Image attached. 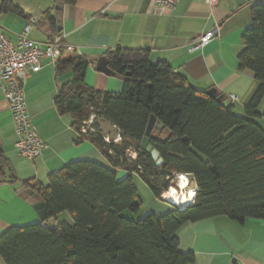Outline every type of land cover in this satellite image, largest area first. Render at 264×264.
Here are the masks:
<instances>
[{"label":"trees","instance_id":"1","mask_svg":"<svg viewBox=\"0 0 264 264\" xmlns=\"http://www.w3.org/2000/svg\"><path fill=\"white\" fill-rule=\"evenodd\" d=\"M3 10L11 11L10 0ZM78 0H64L75 5ZM253 24L244 36L238 56L239 69L254 73L259 87L244 108V117L207 91L195 89L187 78L166 62L152 64L147 51L117 49L108 52L109 69L122 78L123 90L104 93L89 88L86 57L63 56L56 64L58 76L71 72L55 105L61 115L73 117L79 132L91 115L97 116L96 132L80 134L97 147L109 164L85 161L69 164L50 177L47 187L25 181L45 201L48 219L43 224L13 227L0 236V255L6 264H194L193 253H181L177 232L188 223L227 217L241 225L264 220V4L252 8ZM55 24V23H54ZM167 133L153 132L151 146L164 163L157 167L141 143L151 117ZM110 123L121 142L107 143L99 122ZM134 149V150H133ZM129 151L138 154L128 163ZM127 176L119 180V172ZM139 175L156 199L172 187L173 176L191 175L198 191L193 204L173 208L164 215L138 214L139 198L134 176ZM19 182L0 137V183ZM67 214L73 226L60 222Z\"/></svg>","mask_w":264,"mask_h":264},{"label":"crops","instance_id":"2","mask_svg":"<svg viewBox=\"0 0 264 264\" xmlns=\"http://www.w3.org/2000/svg\"><path fill=\"white\" fill-rule=\"evenodd\" d=\"M10 1L13 10L5 12L0 0V27L11 42L17 44L25 26L35 20L37 24L29 38L42 48L57 38L66 46L75 47L73 53L63 51L58 60L63 56L86 57L91 67L85 81L96 91L123 90L122 80L96 71L97 61L117 49L147 51L152 64L166 62L197 90H217L240 115L259 87L252 71L239 69L238 56L244 49L243 36L253 24L252 8L264 4V0H217L214 6L203 0H181L174 12L157 5L155 0H78L75 5H66L64 0ZM60 1L63 9L58 22L53 16ZM210 31L215 32L210 44L192 51L194 42ZM57 62L43 57L42 69L31 73L25 86L33 127L45 143L40 158L29 160L17 153L13 116L5 93L0 90L2 147L22 183L30 181L47 187L53 174L76 162L91 161L109 167L95 145L87 140L80 142L73 117L59 114L56 108L59 90L73 80L71 72L57 75ZM232 95L238 101L232 102ZM103 123L116 132L103 120L102 131ZM126 176V172H119V180ZM193 188L194 184L190 190ZM187 192L182 201H187ZM171 210L163 194L153 213L164 216ZM140 213L141 209L136 217ZM35 224L40 221L33 207L18 197L14 185L0 183V236L13 227ZM176 235L179 251L193 253L194 264H264V220L250 219L241 225L227 217H217L188 223ZM0 264H6L1 255Z\"/></svg>","mask_w":264,"mask_h":264},{"label":"built area","instance_id":"3","mask_svg":"<svg viewBox=\"0 0 264 264\" xmlns=\"http://www.w3.org/2000/svg\"><path fill=\"white\" fill-rule=\"evenodd\" d=\"M209 5L214 6L217 0H203ZM181 0H155V3L164 7L170 12L176 11ZM37 24L35 20H31L18 36V43L14 44L9 39L8 35L0 27V90L5 93L8 102L9 110L13 116V125L16 134L15 149L17 153L29 160H35L43 155L45 143L42 141L37 131L34 129L31 117L28 112L26 102L25 86L31 73H37L42 69L41 59L43 57L51 58L52 62L56 63L60 54L63 51L73 53L76 48L66 46L61 38L54 39L46 44L45 48L29 38L31 31ZM215 38V32L210 31L202 35L194 42L192 51L203 49ZM230 100L238 101V97L232 95ZM96 115H91L90 119L83 123L80 128L81 134H93L96 132L95 123ZM122 140L121 135L113 140L118 144ZM105 141L110 143V137H106ZM138 154L129 151L128 163H133L137 160ZM176 179L175 189L182 193L181 183L183 179H187L193 189H198L191 175L178 174L173 176ZM169 192V191H168ZM166 195V193L164 194ZM170 204V201L167 200ZM169 201V202H168ZM173 206L172 204H170Z\"/></svg>","mask_w":264,"mask_h":264},{"label":"water","instance_id":"4","mask_svg":"<svg viewBox=\"0 0 264 264\" xmlns=\"http://www.w3.org/2000/svg\"><path fill=\"white\" fill-rule=\"evenodd\" d=\"M62 9H63V3L62 1H60L57 3L56 6V14L53 16V19L57 20L58 22L61 21ZM96 71L105 74L106 76L109 77H117L116 74L109 69L108 60L106 57H102L97 61ZM117 78L123 80L120 77ZM207 94L213 98H216L219 101L225 100L224 96L219 95L217 90L215 89H211L207 91ZM226 104L229 105L230 104L229 101L226 102ZM153 132H164V133L168 132V130L165 129V126L161 122L157 121L155 116L151 117L146 132V136L141 143V147L146 153H148L152 157V159L156 163V166L161 167L164 161L161 158L160 153L157 150H155L150 144V137ZM14 189L16 190L18 197L26 201L36 211L40 224L50 226L51 228L58 226L59 222H57L55 219H48L46 204L44 198L40 194L35 192L32 188L25 187V185L22 182H18L17 184H15ZM168 191L170 192L171 197L175 193L173 186L170 187Z\"/></svg>","mask_w":264,"mask_h":264},{"label":"rangeland","instance_id":"5","mask_svg":"<svg viewBox=\"0 0 264 264\" xmlns=\"http://www.w3.org/2000/svg\"><path fill=\"white\" fill-rule=\"evenodd\" d=\"M259 112L264 113V105H262V107L260 108V111ZM236 114L239 115L240 117H244L245 116L244 114H242V115H240L239 113H236ZM256 121L262 127H264V119H263V121H261L260 118H257ZM100 123H102V121H100ZM102 126L104 128V131H102V133L104 135H109L110 136V140L112 142L117 137L116 132L113 131V130L112 131L111 130H108L109 126L108 125H104V123H103ZM175 180L176 179H174V181ZM135 184H136V187H137V190H138V193H139V197H140V199H141V201H142L143 204H142V208H141V213L137 217H136V214H133V213H130V212H125L123 214V216L126 219H128V220H139V219L145 218L146 216L152 214L155 211L156 204H157V199L153 195L151 189L149 188V186L139 176H137L135 178ZM193 190H196V189H193ZM166 194H168V193H166ZM176 207H178V206H176ZM69 220H70V217L67 214H64V216H62L60 218V222L61 223L62 222H66L70 226H73V221L71 220L70 223H69V222H67Z\"/></svg>","mask_w":264,"mask_h":264},{"label":"bare ground","instance_id":"6","mask_svg":"<svg viewBox=\"0 0 264 264\" xmlns=\"http://www.w3.org/2000/svg\"><path fill=\"white\" fill-rule=\"evenodd\" d=\"M183 183L181 184V188H182V193H180L179 191H177L174 187V190H175V193L173 194V196L171 197V194L170 192H167L168 194L165 195V198H167V200L170 201V204H172L173 208H178V209H181V208H186L188 207L189 205L192 204L193 202V199L195 198L196 196V192L197 190H188V180L185 178L183 179L182 181ZM195 188V187H194ZM185 190H187V195H185V198H187V201H182L183 198H184V193H185ZM168 201V202H169ZM178 206V207H176Z\"/></svg>","mask_w":264,"mask_h":264},{"label":"clouds","instance_id":"7","mask_svg":"<svg viewBox=\"0 0 264 264\" xmlns=\"http://www.w3.org/2000/svg\"><path fill=\"white\" fill-rule=\"evenodd\" d=\"M182 175H185V174H182ZM174 179H175V178L172 179L171 183H172V186L175 188L176 183L174 182ZM187 186H188V190H190L192 184L188 181V185H187ZM185 191H187V190H185ZM197 191H198V189H197ZM196 194H197V192H196ZM195 198H196V196H195ZM195 198L193 199V202H194ZM193 202H192V204H193Z\"/></svg>","mask_w":264,"mask_h":264}]
</instances>
